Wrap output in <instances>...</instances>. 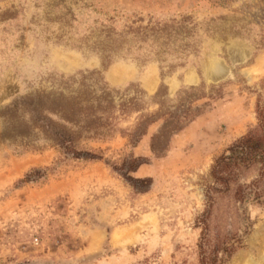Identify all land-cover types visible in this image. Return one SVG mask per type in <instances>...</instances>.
<instances>
[{
  "label": "rangeland",
  "instance_id": "1",
  "mask_svg": "<svg viewBox=\"0 0 264 264\" xmlns=\"http://www.w3.org/2000/svg\"><path fill=\"white\" fill-rule=\"evenodd\" d=\"M40 92L89 101L77 139L102 160L34 129L0 144V264H199L210 168L264 115V0H0V134ZM128 155L149 161L144 194L112 169ZM244 217L217 199L210 238L242 235L226 264H264V207Z\"/></svg>",
  "mask_w": 264,
  "mask_h": 264
},
{
  "label": "trees",
  "instance_id": "2",
  "mask_svg": "<svg viewBox=\"0 0 264 264\" xmlns=\"http://www.w3.org/2000/svg\"><path fill=\"white\" fill-rule=\"evenodd\" d=\"M122 47L118 37L110 38L109 35L96 44V48L106 55L119 53ZM90 108L88 100L78 97L66 99L60 93L40 92L30 98L19 99L5 108V116L11 119L25 113L29 122H9L6 131L0 134V144L10 141L7 139L11 138L19 139L20 143L24 144V139L29 137L31 129H34L69 160L100 162L102 157L92 148L80 146L77 139L76 130L88 132L91 129ZM51 117L58 120H52ZM80 118L84 119V124L78 122ZM259 121L262 122H258L246 135L223 151L210 168L212 184L205 191L206 209L198 221L202 228L198 245L199 264H226L242 247L243 239L239 234H217L216 238L211 240L209 219L217 199H230L238 216L243 220L246 219L244 213L249 204L264 207V115L260 116ZM148 164L149 161L142 157L128 155L119 165H113L112 169L133 190H138V194H144L151 185V178H133L132 175ZM40 175L37 170L28 173L21 183L27 184L31 178ZM243 180L247 182H242ZM248 227L244 226L243 234H247Z\"/></svg>",
  "mask_w": 264,
  "mask_h": 264
},
{
  "label": "crops",
  "instance_id": "3",
  "mask_svg": "<svg viewBox=\"0 0 264 264\" xmlns=\"http://www.w3.org/2000/svg\"><path fill=\"white\" fill-rule=\"evenodd\" d=\"M139 171V170H138ZM138 173V172H137Z\"/></svg>",
  "mask_w": 264,
  "mask_h": 264
}]
</instances>
